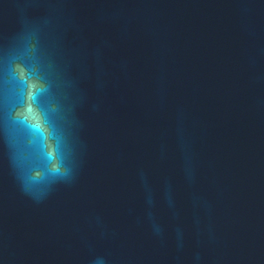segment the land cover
<instances>
[{
    "label": "water",
    "instance_id": "water-1",
    "mask_svg": "<svg viewBox=\"0 0 264 264\" xmlns=\"http://www.w3.org/2000/svg\"><path fill=\"white\" fill-rule=\"evenodd\" d=\"M28 47L53 83L0 85V264H264V0H0Z\"/></svg>",
    "mask_w": 264,
    "mask_h": 264
},
{
    "label": "clouds",
    "instance_id": "clouds-1",
    "mask_svg": "<svg viewBox=\"0 0 264 264\" xmlns=\"http://www.w3.org/2000/svg\"><path fill=\"white\" fill-rule=\"evenodd\" d=\"M25 50L27 53L31 54L27 61L25 60L24 56L15 54L14 49L8 48L4 51L3 56L0 57V66H2V72H0V85L4 87L6 92L7 85L10 83L14 82L23 89L29 87V80L33 78L42 80L44 82L43 85L39 88H36V90L31 93L35 102L39 103L40 96L47 93L52 87L53 66L51 62L47 61L43 54L38 52L35 48L28 47L25 48ZM35 64L40 65L42 72L36 70L34 66ZM21 65H23L26 70V75L24 78H21L17 72V69L20 68ZM56 111L57 108L52 109L51 112H49V110H42L43 121L52 129L53 133L56 131V119L54 116ZM16 119L17 117H14L11 111L5 112L4 120L6 123ZM36 127L37 130H39V126ZM74 165L75 160L73 153L70 148H68L66 165L62 171L59 168L53 169V175L55 176L58 174L59 179L69 180L70 173L72 172ZM95 264H104V261L98 258Z\"/></svg>",
    "mask_w": 264,
    "mask_h": 264
},
{
    "label": "snow or ice",
    "instance_id": "snow-or-ice-1",
    "mask_svg": "<svg viewBox=\"0 0 264 264\" xmlns=\"http://www.w3.org/2000/svg\"><path fill=\"white\" fill-rule=\"evenodd\" d=\"M17 72H18L19 75L23 76V70L22 69L18 68Z\"/></svg>",
    "mask_w": 264,
    "mask_h": 264
}]
</instances>
